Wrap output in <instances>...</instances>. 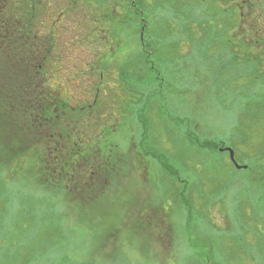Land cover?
I'll return each mask as SVG.
<instances>
[{
	"label": "rangeland",
	"instance_id": "374dc122",
	"mask_svg": "<svg viewBox=\"0 0 264 264\" xmlns=\"http://www.w3.org/2000/svg\"><path fill=\"white\" fill-rule=\"evenodd\" d=\"M55 3L54 19L66 12L54 32L57 49L65 50L61 84L72 105L87 106L103 74L100 96L111 124L118 121L112 136L128 156L127 170L83 208L77 191L46 187L37 150L24 162L2 155L0 264H264V71L252 73L243 54L230 49L231 40L239 42L226 31L232 1L145 0L144 60L156 71L144 80L136 77L146 73L137 21L120 35V53L95 58L74 50L90 16L97 12L96 23L108 32L119 28L123 6ZM204 29L217 45L207 47ZM87 65L95 66L94 76L85 74ZM124 67L127 84L119 79ZM195 135L221 140L238 164L254 168L233 171L227 153L206 150L204 158ZM144 142L178 176L158 159L143 157V166L132 158L142 156Z\"/></svg>",
	"mask_w": 264,
	"mask_h": 264
},
{
	"label": "trees",
	"instance_id": "16d2710c",
	"mask_svg": "<svg viewBox=\"0 0 264 264\" xmlns=\"http://www.w3.org/2000/svg\"><path fill=\"white\" fill-rule=\"evenodd\" d=\"M133 1L127 0L126 3V0H110L105 9L123 6L122 19L132 21L131 24L137 21L140 34L146 21H141L142 15L138 14V7L133 6ZM136 1L138 5L141 2ZM230 1L232 4L227 13L231 22L225 24L226 31L229 35L231 33V38L239 41L236 43L231 40L230 49L237 50L238 56L243 54L244 60L253 69L252 73L264 71V0H237L239 3ZM55 2L56 0H0V148L3 149L0 157L3 155L10 158L7 162H24L29 153L37 150L41 176L46 187L57 188L62 194L77 191V202L85 208L102 198L109 184L121 181L126 174L128 156L113 141L112 135L118 121L111 124L108 102L100 96V89L104 85L103 74L100 76L96 99L87 106L72 105L64 85L61 84L58 64L65 50L57 49L58 40L54 32L66 12H61L59 18L54 19ZM67 6L70 8L81 5L67 3ZM97 14L95 12L96 16ZM103 19L105 22L116 20ZM203 31L209 44L207 47L217 45V40L208 37L206 29ZM140 42L146 48L144 40ZM237 55L233 57L234 60ZM139 59L146 68V73L139 72L136 77L144 80L148 72L156 71V67L149 59ZM53 68L56 69L54 74ZM84 68L85 74L90 72V76L95 75L93 66L90 70L89 65ZM85 74L81 70L79 77ZM126 76L128 74L122 68L120 81ZM155 79L163 82L158 70ZM143 135H147V130ZM144 145L145 142L139 145L142 156L137 157L135 153L132 158H138L141 164L143 157L151 162L152 159H158L164 171L178 176L161 161L163 156L158 155V151L147 149ZM195 145L204 158L207 151L215 155H230L221 140L211 141L195 135ZM231 164L235 172L252 167L245 165L237 170L232 160ZM261 175L264 179V168ZM119 178L121 179L118 180ZM48 240L49 247H54V242L50 244L52 238Z\"/></svg>",
	"mask_w": 264,
	"mask_h": 264
},
{
	"label": "flooded vegetation",
	"instance_id": "af4514ba",
	"mask_svg": "<svg viewBox=\"0 0 264 264\" xmlns=\"http://www.w3.org/2000/svg\"><path fill=\"white\" fill-rule=\"evenodd\" d=\"M63 3H68V4H78L81 5L82 3H85V0H61ZM90 1V0H89ZM127 1V0H126ZM137 1L134 0L132 2L133 6L138 7V14L142 15L143 13H145V0H141L140 4L138 5L136 3ZM127 3V2H126ZM85 4H89V3H85ZM90 23H83V30L81 33V36L79 37L78 40V44L80 45V47L75 48L81 50H85V54H91L93 53L95 55V58L99 55V53H104V52H108V53H113V54H117L122 52V50L126 49H122L121 47V34L122 32L125 30H128L130 32L129 29H131V22L130 21H126V20H122V21H117L118 22V27L119 28H113L108 30V32H105V30H101L100 26L96 23V18L97 16H90ZM135 19V18H134ZM137 19V17H136ZM141 21L144 23L145 20L142 16H140ZM98 22V21H97ZM129 28V29H127ZM144 28V27H143ZM103 32L106 35H103ZM100 36H102L103 42L100 43ZM140 39H141V33H140ZM141 41V40H140ZM107 44V45H106ZM99 45V47H98ZM78 51V50H77ZM141 59H144V53H146V48H141ZM92 55V54H91ZM96 63L98 62L95 59ZM125 66V65H124ZM93 69L95 71V66H93ZM125 69V67H124ZM122 81V80H121ZM126 78L122 81L123 84H127L126 83Z\"/></svg>",
	"mask_w": 264,
	"mask_h": 264
},
{
	"label": "water",
	"instance_id": "95a60500",
	"mask_svg": "<svg viewBox=\"0 0 264 264\" xmlns=\"http://www.w3.org/2000/svg\"><path fill=\"white\" fill-rule=\"evenodd\" d=\"M230 153V158L231 160L234 162L235 166L237 169H241L243 166L239 165L237 162H236V159H235V154H234V151L232 149H227Z\"/></svg>",
	"mask_w": 264,
	"mask_h": 264
}]
</instances>
